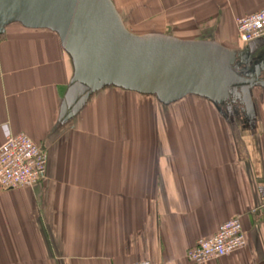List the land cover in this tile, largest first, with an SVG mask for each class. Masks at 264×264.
Segmentation results:
<instances>
[{"label":"crops","instance_id":"obj_1","mask_svg":"<svg viewBox=\"0 0 264 264\" xmlns=\"http://www.w3.org/2000/svg\"><path fill=\"white\" fill-rule=\"evenodd\" d=\"M113 1L123 18L121 8L145 2L146 17L158 19L151 32L235 50V71L258 79L256 114L240 101L165 104L116 86L64 112L74 68L59 35L8 25L0 145L24 132L48 166L33 187L0 188V264H190L188 250L233 216L246 246L203 264H264V36L243 43L235 26L264 0Z\"/></svg>","mask_w":264,"mask_h":264},{"label":"water","instance_id":"obj_2","mask_svg":"<svg viewBox=\"0 0 264 264\" xmlns=\"http://www.w3.org/2000/svg\"><path fill=\"white\" fill-rule=\"evenodd\" d=\"M16 22L55 31L70 55L64 112L77 113L104 86L152 94L165 104L188 95L223 103L236 93L253 110L258 79L235 71V50L212 40L134 33L113 0H0V36Z\"/></svg>","mask_w":264,"mask_h":264},{"label":"built area","instance_id":"obj_3","mask_svg":"<svg viewBox=\"0 0 264 264\" xmlns=\"http://www.w3.org/2000/svg\"><path fill=\"white\" fill-rule=\"evenodd\" d=\"M238 39L248 43L264 36V8L235 20ZM48 155L45 149L28 134L10 135L0 145V188L3 190L33 187L47 176ZM247 244L246 232L240 216L223 222L211 237L199 239L187 252L190 264L229 256ZM130 264H151L138 260Z\"/></svg>","mask_w":264,"mask_h":264},{"label":"rangeland","instance_id":"obj_4","mask_svg":"<svg viewBox=\"0 0 264 264\" xmlns=\"http://www.w3.org/2000/svg\"><path fill=\"white\" fill-rule=\"evenodd\" d=\"M139 5L140 7L136 8L137 10L135 9V7H133L132 9L129 8L128 10L121 8V11L125 17L123 19L128 29H130L132 32L137 33V34L149 33L152 31V29H154L153 21L158 20V19L146 17V3L145 2H140ZM16 23L21 24L19 22H16ZM167 34L174 35L172 33H167ZM246 113L250 118H253L256 114L253 110L250 112H246Z\"/></svg>","mask_w":264,"mask_h":264},{"label":"flooded vegetation","instance_id":"obj_5","mask_svg":"<svg viewBox=\"0 0 264 264\" xmlns=\"http://www.w3.org/2000/svg\"><path fill=\"white\" fill-rule=\"evenodd\" d=\"M235 66V65H234ZM239 95H237L236 93L230 95L228 102L230 103H235V102H239L241 99L240 97H238Z\"/></svg>","mask_w":264,"mask_h":264}]
</instances>
